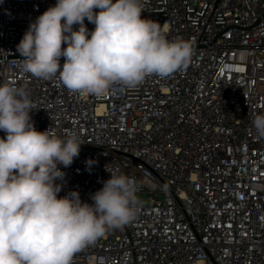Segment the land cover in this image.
I'll list each match as a JSON object with an SVG mask.
<instances>
[{
  "label": "built area",
  "instance_id": "obj_1",
  "mask_svg": "<svg viewBox=\"0 0 264 264\" xmlns=\"http://www.w3.org/2000/svg\"><path fill=\"white\" fill-rule=\"evenodd\" d=\"M143 2L169 40L194 43L191 62L97 96L20 71L16 46L56 0H0V84L26 88L38 131L84 143L69 167L58 165V195L78 191L91 204L109 172L137 189L135 219L72 264H264V139L252 126L264 113V0Z\"/></svg>",
  "mask_w": 264,
  "mask_h": 264
},
{
  "label": "clouds",
  "instance_id": "obj_2",
  "mask_svg": "<svg viewBox=\"0 0 264 264\" xmlns=\"http://www.w3.org/2000/svg\"><path fill=\"white\" fill-rule=\"evenodd\" d=\"M143 10V0H56L16 46L20 71L43 80L58 75L70 92L101 96L115 84L135 88L150 76L187 69L194 43L169 40ZM34 108L25 87L0 84V264H72L74 254L135 219L137 189L106 169L110 178L91 204L78 191L60 197L65 173L58 165L69 167L84 143L75 132L38 131ZM252 126L264 139V113Z\"/></svg>",
  "mask_w": 264,
  "mask_h": 264
},
{
  "label": "snow or ice",
  "instance_id": "obj_3",
  "mask_svg": "<svg viewBox=\"0 0 264 264\" xmlns=\"http://www.w3.org/2000/svg\"><path fill=\"white\" fill-rule=\"evenodd\" d=\"M239 71H242L243 69H238Z\"/></svg>",
  "mask_w": 264,
  "mask_h": 264
}]
</instances>
